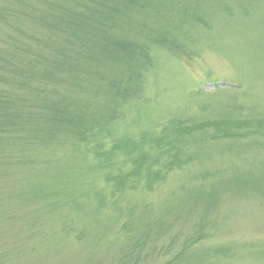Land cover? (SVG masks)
I'll list each match as a JSON object with an SVG mask.
<instances>
[{
  "label": "rangeland",
  "instance_id": "1",
  "mask_svg": "<svg viewBox=\"0 0 264 264\" xmlns=\"http://www.w3.org/2000/svg\"><path fill=\"white\" fill-rule=\"evenodd\" d=\"M44 1L0 0V94L26 81L16 39L76 7ZM118 1L141 96L88 61L0 108V264H264V0Z\"/></svg>",
  "mask_w": 264,
  "mask_h": 264
},
{
  "label": "trees",
  "instance_id": "2",
  "mask_svg": "<svg viewBox=\"0 0 264 264\" xmlns=\"http://www.w3.org/2000/svg\"><path fill=\"white\" fill-rule=\"evenodd\" d=\"M91 2L96 3L94 8L88 7ZM113 2L110 0L106 6L97 0H68L67 4H72L76 7H74V9L68 7V10L65 8L67 10V15L65 13V15H63L64 18H51L49 21H46V24L52 31L47 37H40L34 35L32 32L26 34L21 32V35H25L16 39L17 43H14L16 46L15 52L19 55V60L27 62V65L29 66L20 67L16 65L17 63H13L14 69L11 74L15 73L16 76L20 75V77H23V79L25 78L26 81H13L14 83H12V86L14 89H11L17 94H0V108L11 106L13 104H23L24 101H27L24 92L35 88L32 81L37 77L38 73H42L48 80H52V77L55 75L50 83H53L54 81L56 87V85L60 86L66 82V78H64L65 73H63L66 69H68V72H72L74 69H77L78 66L84 65V62L86 64L88 61H98L102 69L108 65H112V68H115L114 78L108 80L107 83L112 80H118V88L122 86L126 87L124 94L121 91L118 93V97L122 101L127 102L132 98L141 96L143 92V70L137 73L134 68L126 69L120 65L125 64L130 59L129 57L125 58L122 55H118L120 51L117 50V45H122L124 42H128V36L131 34L128 32L129 29H126L123 26L124 23L129 22V4H125L124 9L119 1L117 2L116 0L115 3ZM44 4L46 10L55 8L54 4L50 3L49 0H45ZM110 5H113L112 9H110ZM56 7L59 8L58 3L56 4ZM108 9L112 11V13L109 12V15L107 16L106 11ZM88 10H91V13L87 12ZM49 13L50 12H46L44 14L48 15ZM18 30L20 29L18 28ZM52 35L60 39L65 38L66 41L69 39L67 45H73L74 48L79 45L80 48H77L72 52L65 46H58L55 44L54 39H52ZM48 39L51 40L52 46L44 44L43 50L35 51L36 46L33 47L30 44V42L36 43V41L37 43L42 44ZM13 58H17V56L14 55ZM129 66H132V62ZM96 75L101 76V73H95L92 71L89 72L88 76L95 79ZM26 76H29V78ZM125 79H127L128 82H126ZM40 80L43 81V79ZM4 81L8 82L6 79H4L3 82ZM95 83L99 85L98 80L95 81ZM132 90H134L135 94L132 93ZM16 95H18V97L14 98ZM59 114L60 113L58 112L56 119L62 121H68L69 119V121H71L69 117L61 118ZM2 118L5 122L0 124V136L9 133V131L7 132L5 129V126L10 123V119L6 116H2ZM88 120L87 117L81 116L80 121L87 122ZM176 131L177 136H182L180 128H177ZM3 138L0 139L5 140ZM162 143L163 141H159L158 144L160 145ZM139 145L144 146L145 142H142ZM120 147L122 150L123 146L121 145ZM124 148L127 149V145H124ZM135 150L139 152V158L136 159L137 164L142 166V162L146 155L138 145H135Z\"/></svg>",
  "mask_w": 264,
  "mask_h": 264
}]
</instances>
